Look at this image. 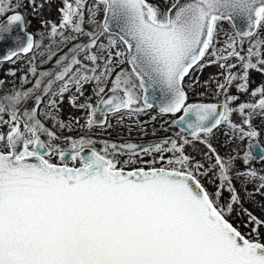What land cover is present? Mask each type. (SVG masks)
<instances>
[{
    "label": "snow or ice",
    "instance_id": "1",
    "mask_svg": "<svg viewBox=\"0 0 264 264\" xmlns=\"http://www.w3.org/2000/svg\"><path fill=\"white\" fill-rule=\"evenodd\" d=\"M20 6L0 0V15L13 13L0 24V40L24 25ZM58 12L60 22L44 21L39 39L27 34L0 56L14 62L32 54L21 87L0 96V128L7 129L0 131V264H264V218L241 208L247 231L230 219L243 204L234 174L259 181L253 199L264 195V175L233 172L237 159L264 161L252 127L254 115L264 116V84L250 86L252 70L264 73V0H62ZM225 21L233 33H223L220 45ZM37 56L53 67L42 70ZM211 65L223 77L216 102L192 100L199 81L191 73ZM67 93L87 114L74 124L88 130L110 128V116L138 115L159 99L174 138L146 146L105 140L97 149L89 136H63L73 129L58 115ZM239 94L252 99L238 103ZM222 125L237 149L247 141L242 156L233 149L223 157L213 146ZM196 142L213 161L207 167L185 154ZM225 189L231 196L221 204Z\"/></svg>",
    "mask_w": 264,
    "mask_h": 264
},
{
    "label": "rangeland",
    "instance_id": "2",
    "mask_svg": "<svg viewBox=\"0 0 264 264\" xmlns=\"http://www.w3.org/2000/svg\"><path fill=\"white\" fill-rule=\"evenodd\" d=\"M17 2H19V4L21 5L18 9L21 10H16L19 11L23 14L24 16V20H25V25H26V29L33 33L34 35H37V39L40 38L41 33L42 32H46L47 29L45 28L44 25V21H51V22H56L59 23L60 22V13L58 12V9L62 6V0H36V6L34 7L32 5V3H30V0H12L13 4H16ZM9 13H6L5 15H0V20L3 19L5 16H7ZM225 33H233L232 30H230L229 32H225ZM226 36L223 35V33L219 36V43L220 45H222L224 43V41L226 40ZM259 38L260 39H264V31H262L259 34ZM45 44L48 43L47 40L44 41ZM219 46V45H218ZM66 51V49H65ZM32 60V54L24 57V59H18V62L20 63V69L17 75V79L19 80L18 82H15L14 86L15 88L19 89L21 87V77L28 72V68H29V61ZM36 63L39 67L42 68V70H46V69H50L53 67V63H48V64H44L42 66L39 65V57L37 56V60ZM11 67H7L6 69H2V71L6 74L7 71L10 69H13V65H10ZM221 71V69L217 66V65H211V66H206L204 67L202 70L197 68L194 71V79H197L199 81V84L196 86L197 91H199L200 94L206 95V98H213L214 100H216V97L214 95L215 91H216V80L220 79L222 80L223 77L218 76L217 74ZM235 71V69H234ZM207 82V83H206ZM264 84V74L260 73L259 71L256 70H252L250 72V86L251 88H255L258 85ZM25 87H31V84L25 85ZM231 93L232 94H238L236 92V88L233 87L231 89ZM91 94V85L86 86L85 89V96H88ZM213 94V95H211ZM70 95V93L65 94V98L62 104H60V110H59V117L60 119H62L65 122V118L74 122L76 119H79V123L80 125H83L85 123V117H86V112L82 109H78L75 107H72L69 102H68V96ZM240 95V101H248L251 100L252 98L247 95V94H239ZM83 101V98H81V101ZM33 106V102L29 101L27 104V107L29 109H31ZM145 113H143V115L145 116L144 119H146V117L148 116H153L151 114H146V111H144ZM142 114H138V115H127L125 114L123 116V119L121 120L120 117L118 115H112L109 118V122L111 124L114 125V127L116 128L117 125H122L127 123V126H125L127 129L123 130L125 132H127V135H133L134 134V124L135 121L137 123L138 117H140ZM39 118L41 120H44V117L42 114H40ZM97 120L102 119V116L100 114H97L96 117ZM233 121L236 123H240L241 117L237 114H234L232 117ZM126 121V122H124ZM155 121V120H154ZM46 123V125L50 128L53 127V121L52 120H46L44 121ZM65 122V123H67ZM153 122V121H152ZM137 125V124H135ZM76 128L69 131L67 128L62 130L61 134L63 136H72V137H78L81 135H86L85 132L88 131V129L86 128H77L79 126L75 125ZM73 126V127H75ZM114 128V130H115ZM78 130H83V132H81L80 134L77 132ZM6 127L4 128H0V131H6ZM55 130V129H53ZM118 129L116 128V131ZM262 133L264 135V124H262ZM125 133L121 134V137H124ZM125 134V135H126ZM97 140V144L96 147L97 149L102 148V141L105 140H110L109 139H99L96 137H91ZM113 140V139H112ZM61 143L63 144V141H61ZM191 147H194V149H191ZM193 150V151H192ZM197 153H196V152ZM185 154L189 155L190 157L194 158L197 161H200L202 163L205 164V166L207 167L210 163H212L213 161H211L209 159V154H208V150L206 148L205 145L196 142L195 144H189L185 146ZM171 155V154H168ZM236 155V154H235ZM223 157H227L224 155H221ZM233 156V155H231ZM242 156V155H241ZM126 156H121L120 159H126ZM144 160H146V157L143 158ZM149 159V157L147 158ZM238 160V166L234 167L233 172H243L245 171L247 168H254L259 174L264 175V161H260L259 159H254L251 161L250 164L245 165L244 163H242V161L240 159ZM54 163H58V159H53ZM71 163V162H70ZM141 164V163H140ZM204 181L206 182L207 186L210 188L216 189V186L213 184L212 179L209 177H203ZM242 189H241V193H239L241 199L243 196L246 195V193L249 195L248 197L252 198L253 194H249V192L254 193V189H256L259 186V181H246L240 183ZM237 191L239 192V188L237 187ZM245 191H247L245 193ZM245 193V194H243ZM256 196L254 195V199L255 197H258L260 195V197H262L264 199V195H261L259 193H255ZM224 203V202H223ZM222 203V204H223ZM241 208L243 209H247L243 204L240 207H236L234 208L233 213L230 215V219H232V221L234 222V224L241 230V231H247L248 225L246 223L247 221V215L246 212L242 211ZM261 218H264V216H261ZM262 240H264V236L260 237Z\"/></svg>",
    "mask_w": 264,
    "mask_h": 264
},
{
    "label": "flooded vegetation",
    "instance_id": "3",
    "mask_svg": "<svg viewBox=\"0 0 264 264\" xmlns=\"http://www.w3.org/2000/svg\"><path fill=\"white\" fill-rule=\"evenodd\" d=\"M221 27H222V33L229 32L230 30L233 31V28L231 27V25L226 21L222 22ZM33 36L37 39L36 35L33 34ZM30 54H28V55H30ZM28 55H26V56H28ZM26 56H20V57L24 58ZM8 62H2V63H8ZM193 74H194V72L191 73L192 77L194 76ZM211 95H213V94H211ZM190 96H191V99L195 100V101L216 102V100H214L212 97L206 98L207 97L206 95L200 94L199 91H197L196 87H195L193 92H190ZM143 113H145V112L140 113L142 115L140 117H138L137 123L135 121V124H137V125H135V124L133 125L134 126V134L133 135L132 134L127 135L126 134L127 132H124L126 134V135L124 134V137H121L119 139H113V140H116V141H126V140H130V139H133V140L146 139L147 140V139H154V138H166L169 136H173V138H174V132L176 130L168 128V124L166 122L169 120V117L167 115L159 114L154 109L151 108V109L146 110V114H151L153 116H148V117H146V119H144L145 114L143 115ZM153 117H155V119H153ZM262 124H264V116L257 114V115H254L252 117V127L255 128L259 132V136L257 139L259 140V142L261 144H264V135H263L262 130H261ZM231 137H232L231 131L224 125H222L219 129H217L215 131L214 135L211 138V142H212L213 146L216 147L217 152L220 155H224V156L227 155V157H228V156L236 154V152H234L233 149H237V141L232 139ZM246 144H247V141H244L243 144L240 145V148L237 149V151H239L241 155L243 152V146ZM191 149H194V147H191ZM143 158L144 157H142V159ZM147 158L148 157H146V160H147ZM136 166L144 167L145 165L142 163L140 164L138 162V164ZM157 166H159V165H157ZM237 166H238V160H236V163H235V167H237ZM129 167H131V165ZM234 173H240V172H234ZM238 180L240 182H242V184H243V182H246V180L243 177H238L237 175L234 174L233 184L235 185L236 190H237L236 181H238ZM201 181L209 191H215L216 190V189H214V186H213V188L208 187L206 182L204 181L203 177L201 178ZM245 192H247V191H245ZM221 194H224V193L222 192ZM249 194H253V193L249 192ZM231 221H232V219H231Z\"/></svg>",
    "mask_w": 264,
    "mask_h": 264
},
{
    "label": "trees",
    "instance_id": "4",
    "mask_svg": "<svg viewBox=\"0 0 264 264\" xmlns=\"http://www.w3.org/2000/svg\"><path fill=\"white\" fill-rule=\"evenodd\" d=\"M21 10V9H18ZM37 37V35H36ZM19 59H24V58H19ZM10 65H13V69L12 70H8L7 73L5 74L2 69H6L7 67H11ZM3 69V70H4ZM20 69V63L18 62V58H16L14 60V62H8V63H0V81H3L4 83L2 85H0V96L4 95L5 93H9L15 86V82H18L19 80L17 79V75ZM15 71L16 75L12 76L11 72ZM65 122H67V119L65 118ZM71 121L68 120L67 123H69ZM126 122V121H124ZM73 126H75L74 122ZM112 127L110 128H106V129H101V128H93L91 130H88L85 132L86 136L89 137H96L99 139H119L121 138V134L124 133L126 128L125 126H127L126 124L122 125H117L116 128L118 129L116 131V128L114 127L113 124H111ZM75 127H73V129H75ZM80 128V127H77ZM115 128V130H114ZM72 129V130H73ZM77 132L80 134L81 132H83V130H78ZM239 180L236 181L237 187L239 188V193H241V185H240ZM246 193V192H245ZM243 193V194H245ZM249 195L246 193L245 196L242 197L243 200V205L247 208V210H250L252 213H254L255 215H257L258 217L264 216V199L262 197H260V195L258 197H255V199L248 197ZM256 196V195H255Z\"/></svg>",
    "mask_w": 264,
    "mask_h": 264
},
{
    "label": "water",
    "instance_id": "5",
    "mask_svg": "<svg viewBox=\"0 0 264 264\" xmlns=\"http://www.w3.org/2000/svg\"><path fill=\"white\" fill-rule=\"evenodd\" d=\"M19 12V11H18ZM20 14H22L21 12H19ZM13 14L12 12L9 13L6 17H4L3 19L0 20V24H3L6 22L7 17L9 15ZM23 15V14H22ZM236 23L240 26V27H244V21L237 19ZM27 34H32L31 32L26 30V25L24 23L23 26L20 25H14L12 28V31L10 33L5 34V38L0 40V56L6 55L10 50L15 49L19 43H23L25 41L26 35ZM33 35V34H32ZM28 55V54H27ZM22 56H26V55H22ZM2 62H8V61H0V63ZM151 95H155L157 97H160L161 94L159 92L156 93H150ZM154 107L152 109H154L157 113H159V99L153 101ZM160 114V113H159ZM164 115V114H163ZM163 138H154V139H143V140H126V141H116V140H108L110 142H134V143H138L141 145H148V144H155L156 142L162 140ZM88 154V149L85 150V155ZM224 194H221L220 197V202L221 204L225 201H228L231 193L227 191V189H225L223 191Z\"/></svg>",
    "mask_w": 264,
    "mask_h": 264
}]
</instances>
